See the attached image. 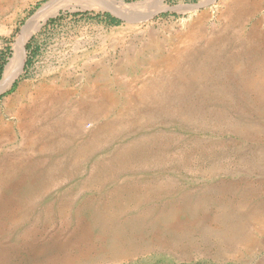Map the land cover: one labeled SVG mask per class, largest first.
<instances>
[{
	"label": "rangeland",
	"instance_id": "obj_1",
	"mask_svg": "<svg viewBox=\"0 0 264 264\" xmlns=\"http://www.w3.org/2000/svg\"><path fill=\"white\" fill-rule=\"evenodd\" d=\"M54 1L0 0V264H264V0H68L16 52Z\"/></svg>",
	"mask_w": 264,
	"mask_h": 264
},
{
	"label": "bare ground",
	"instance_id": "obj_2",
	"mask_svg": "<svg viewBox=\"0 0 264 264\" xmlns=\"http://www.w3.org/2000/svg\"><path fill=\"white\" fill-rule=\"evenodd\" d=\"M66 1L68 0H58L51 2L49 4L44 5L33 17L30 23L26 26L24 31L22 32L19 40L16 44V52L28 42V40L34 36L42 26L47 22L50 17L56 16L59 10L66 7ZM98 2V6H105L106 8L112 9V11L120 16H124V12L130 8L132 5L125 4L122 0H95ZM161 1V0H159ZM104 7V8H105ZM127 16V15H126ZM17 67H18V60L15 57L9 65L6 67L3 80L0 84V93L8 89L12 83L15 81L17 76Z\"/></svg>",
	"mask_w": 264,
	"mask_h": 264
},
{
	"label": "trees",
	"instance_id": "obj_3",
	"mask_svg": "<svg viewBox=\"0 0 264 264\" xmlns=\"http://www.w3.org/2000/svg\"><path fill=\"white\" fill-rule=\"evenodd\" d=\"M107 20H108V21L110 22V24H112V25H118V24L120 23L117 19H115V18H113V17H111V16H107ZM4 64H5V63L0 64V76H1L2 71H3V68H4Z\"/></svg>",
	"mask_w": 264,
	"mask_h": 264
}]
</instances>
